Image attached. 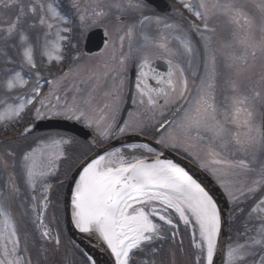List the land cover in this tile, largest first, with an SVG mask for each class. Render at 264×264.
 Masks as SVG:
<instances>
[{
    "label": "snow or ice",
    "instance_id": "1",
    "mask_svg": "<svg viewBox=\"0 0 264 264\" xmlns=\"http://www.w3.org/2000/svg\"><path fill=\"white\" fill-rule=\"evenodd\" d=\"M155 3L0 0V264H264V0Z\"/></svg>",
    "mask_w": 264,
    "mask_h": 264
},
{
    "label": "water",
    "instance_id": "2",
    "mask_svg": "<svg viewBox=\"0 0 264 264\" xmlns=\"http://www.w3.org/2000/svg\"><path fill=\"white\" fill-rule=\"evenodd\" d=\"M170 6L171 5L168 4L165 0H156V3L153 4V7L156 8L157 11H162L163 10V11L170 12L172 10ZM105 40H106V38H105L104 33H103L102 30L97 29V30L91 32L88 35L87 39H86V43H85L86 52L87 53H94V52L100 51L101 48L103 47V44H104ZM134 76H135V68L133 67V69L131 71V81L134 80ZM132 94H133V89L131 91L129 90L127 103H126L125 109L123 111V114L121 116V119H125V117L127 115V112L130 109V107H131L130 97H131ZM43 123H44L45 126L40 128V132L57 129V130H69V131H72V132H74L76 134H79V135L82 134L81 133L82 128H80L76 124L68 123L67 121L48 120V121H44ZM124 139L132 140V141H141V142H145L146 141V138H144L142 136H135V135L125 137ZM113 144H115V146H119V143L116 142V141L113 142ZM165 156L167 158L177 159L176 154L172 153L169 150L165 151ZM186 166L194 167V166H192L190 164H186ZM217 192H219V189H217ZM220 199L223 202V197L222 196L220 197ZM225 215L226 216L229 215L227 206L225 208ZM67 229H68V232H69L70 236L75 237L78 242L81 241V239L73 232L71 224L67 225ZM227 239H228V224L223 229L222 245L227 242ZM81 246H86L90 250V252L95 255V257L97 259H99L101 262H103V263L105 262L107 264V261H106L105 257L100 252H98L94 247L90 246L88 242H84L82 240V245ZM224 262H225V257H224V249H223V246H222L221 252L218 254V256L216 258V264H224Z\"/></svg>",
    "mask_w": 264,
    "mask_h": 264
},
{
    "label": "rangeland",
    "instance_id": "3",
    "mask_svg": "<svg viewBox=\"0 0 264 264\" xmlns=\"http://www.w3.org/2000/svg\"><path fill=\"white\" fill-rule=\"evenodd\" d=\"M171 3H173L174 5H176V7H181L178 3H177V0H169ZM193 2H195V0H193ZM181 10H183L182 8H181ZM4 19H6V17L5 16H3V15H0V21H3ZM96 28H100V27H92V28H89V29H87V30H85V31H77L76 33H75V43H77L78 45H80V44H82V42L84 41V39L86 38V36L88 35V33H89V31H92V30H94V29H96ZM103 29V28H102ZM108 31L109 32H111V25H109L108 26ZM105 49V48H104ZM104 49H103V51H104ZM102 51V52H103ZM125 51H127V42H125ZM101 53V52H100ZM100 53H96V54H94V55H92V56H99L100 55Z\"/></svg>",
    "mask_w": 264,
    "mask_h": 264
},
{
    "label": "flooded vegetation",
    "instance_id": "4",
    "mask_svg": "<svg viewBox=\"0 0 264 264\" xmlns=\"http://www.w3.org/2000/svg\"><path fill=\"white\" fill-rule=\"evenodd\" d=\"M104 46H105V44H104ZM92 56V55H91ZM157 67H160L161 68V70H163V65L160 63V62H157ZM127 89V88H126ZM125 89V92H124V101L126 102V97H127V90ZM125 102L123 103V105H122V108H124V105H125ZM132 111H134V108H133V105H132V108H131V110L129 111V112H132ZM127 119V118H126ZM72 122V121H71ZM64 134H68V135H75V134H73V133H70V132H64ZM77 136V135H76ZM78 137V136H77ZM171 151V150H170ZM229 215H230V213H229ZM234 235V230H233V227H232V225H231V223L229 222L228 223V239L231 237V236H233ZM228 241V240H227Z\"/></svg>",
    "mask_w": 264,
    "mask_h": 264
},
{
    "label": "bare ground",
    "instance_id": "5",
    "mask_svg": "<svg viewBox=\"0 0 264 264\" xmlns=\"http://www.w3.org/2000/svg\"><path fill=\"white\" fill-rule=\"evenodd\" d=\"M137 142H138V141H137ZM72 229H73V228H72ZM73 231H74V230H73ZM74 233H75L80 239H82L78 233H76L75 231H74ZM83 241H84V242H88L90 246L94 247L98 252H100V253L105 257L106 261L109 260V257H108V255H107V253H105L102 249H98V248L96 247V244H95L94 242H90V241H88L87 239H83ZM97 260H98V264H104V263H105V262H104V263L101 262L99 259H97ZM105 264H106V263H105Z\"/></svg>",
    "mask_w": 264,
    "mask_h": 264
},
{
    "label": "trees",
    "instance_id": "6",
    "mask_svg": "<svg viewBox=\"0 0 264 264\" xmlns=\"http://www.w3.org/2000/svg\"><path fill=\"white\" fill-rule=\"evenodd\" d=\"M10 134V133H9ZM185 244H187V237L185 236Z\"/></svg>",
    "mask_w": 264,
    "mask_h": 264
}]
</instances>
